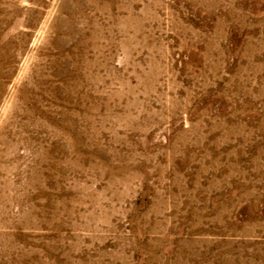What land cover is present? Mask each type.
Segmentation results:
<instances>
[{
  "label": "rangeland",
  "instance_id": "obj_1",
  "mask_svg": "<svg viewBox=\"0 0 264 264\" xmlns=\"http://www.w3.org/2000/svg\"><path fill=\"white\" fill-rule=\"evenodd\" d=\"M0 264H264V0H0Z\"/></svg>",
  "mask_w": 264,
  "mask_h": 264
}]
</instances>
